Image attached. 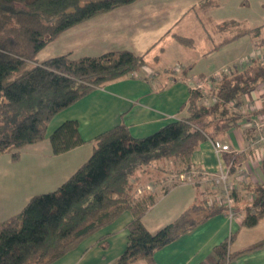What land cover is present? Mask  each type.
Segmentation results:
<instances>
[{"label":"trees","instance_id":"obj_1","mask_svg":"<svg viewBox=\"0 0 264 264\" xmlns=\"http://www.w3.org/2000/svg\"><path fill=\"white\" fill-rule=\"evenodd\" d=\"M135 1L0 0V155L12 153L18 160L20 149L46 138L48 125L61 111L147 64L144 56L128 50L77 59L70 54L38 59L64 32ZM211 3L206 0L194 9L211 7ZM217 26L226 36L217 48L252 37L257 38L255 48L264 49L261 27L235 20ZM173 37L182 45H194L191 38ZM239 68L214 82L215 103L201 106L200 92L192 89L184 115L151 135L136 138L120 124L97 136L91 157L57 190L33 196L18 215L0 223V264H55L126 211L134 217L128 226L127 246L114 264H157L158 250L225 213L226 206L198 199L173 222L151 232L143 217L155 204L156 194L144 198L141 189L134 191V178L161 159L178 157L191 164L204 141H219L241 125L242 119L229 106L264 84V59H253ZM195 122L203 123L204 130L195 127ZM50 143L56 155L82 145L78 122L59 125ZM261 167L264 174V161ZM245 189L255 198L244 210L242 226L253 228L264 219V180L248 183ZM234 239L233 234L216 245L209 263L203 264H230L264 247L263 239L234 252Z\"/></svg>","mask_w":264,"mask_h":264},{"label":"crops","instance_id":"obj_2","mask_svg":"<svg viewBox=\"0 0 264 264\" xmlns=\"http://www.w3.org/2000/svg\"><path fill=\"white\" fill-rule=\"evenodd\" d=\"M173 1L175 6L171 5L168 9L171 10L165 15H160L162 17L158 16L160 18H155V16L147 19L151 11L148 7L151 2L145 0H139L130 5L134 6L132 9L126 6L102 14L64 32L39 53V61H44L63 54H70L72 58L77 59L83 56H100L110 51L128 50L135 55L144 56L148 65H152L149 59L157 65L152 66L155 71L153 75L149 74L150 71L153 72L149 68L147 69L148 74L129 75L110 82L104 87L94 89L61 111L48 125L46 138L20 149L18 160L13 159L12 153L0 155V223L18 215L33 196L57 190L91 157L94 140L103 132L124 124L132 136L142 138L180 119L185 113L193 87L191 77L213 76L226 65L235 64L242 57L245 46L249 45L250 50L255 47L257 38L245 37L217 48V45L226 38L217 25L225 20H235L246 24V20L237 16L236 13L242 6L246 4L249 6L253 0H209L219 4L227 1L229 6L234 7V11L227 12L223 8L220 10L219 5L214 3L216 10L214 8L207 12L206 17L211 22L212 33L204 28V40L212 42L213 46L207 52H201L197 56L190 55L186 60L182 58L179 61L161 64L166 53V41L168 38L174 39L173 34L191 38L194 45L192 47L183 46L193 51L197 50L196 38L190 36L189 31L186 30L188 32L186 36L175 30L180 27L183 19L193 12L192 7L201 0H161L160 2H162L161 6L167 3L165 4L167 7L168 2L173 3ZM251 27L262 28L261 39L264 41V21L259 25H251ZM191 30L193 31V27ZM61 43L63 46L58 49L49 48L55 44L59 46ZM73 43L75 44L71 45ZM154 45L155 47L152 48ZM223 49H230L232 54L225 61L221 58L218 62L216 61L215 68H210L213 64L199 65L200 58L207 60V63L213 52ZM158 55L160 56L156 59ZM177 62L183 63L178 64ZM172 65H182L184 69L187 67L188 76L183 79L176 77L170 81L167 78L164 80L162 77L159 78ZM258 88L245 97L248 100L254 97ZM68 120L78 122L80 136L84 143L63 154L56 155L52 150L50 136L59 125ZM245 128L246 122L245 124L242 122L241 125L227 132L219 141L230 145L234 152L240 153L247 148L249 143V132L247 133ZM227 156L226 154L225 160ZM255 159L247 157L246 165L241 168L247 171L249 178L251 176L253 184L264 180L261 162ZM219 164L220 159L214 150L212 140L204 141L194 153L191 161L193 168L210 173H217ZM236 176L237 173L233 175V184L239 189V182L234 179ZM199 191L198 186L194 187L188 182L169 188L167 193L158 191L154 206L143 217L144 225L151 232H156L170 224L198 201ZM161 203H164L163 208L156 210ZM133 217L130 211L124 212L116 221L84 240L78 248L55 264H114L127 246L128 226ZM242 220L243 217L230 219L226 213L216 215L180 239L158 250L155 253V260L157 264L209 263L214 247L233 234L235 239L231 250L234 251L233 244L236 237L242 229H246L242 226ZM261 240L234 252L242 251ZM138 262L147 264L144 261ZM230 264H264V247L244 253Z\"/></svg>","mask_w":264,"mask_h":264},{"label":"rangeland","instance_id":"obj_3","mask_svg":"<svg viewBox=\"0 0 264 264\" xmlns=\"http://www.w3.org/2000/svg\"><path fill=\"white\" fill-rule=\"evenodd\" d=\"M138 1L139 0H137L135 2H138ZM145 1L151 2V4L148 6V7H150L149 9H151V11H149L150 13H148L147 19L154 18L155 16H156L155 18H160V17H162L160 15H165L167 12H169L171 10V9L168 10L171 5H172V7L175 6L174 1H173V3L168 2L167 7L165 5L167 3H164V5L161 6V3H162V2H160L161 0H145ZM204 1H206V0H201L197 4H202ZM250 1H252V0H250ZM211 2H212L211 4H213V6L208 7V8L205 7L206 9L205 8L194 9L197 4L194 5L191 9L193 12L190 13L185 19H183L180 27L175 30L177 33H180V34H183L186 36H188L187 31H189L190 36L196 38L197 50L193 51L189 47L181 45L179 42L175 41L174 39L168 38L166 41V43H167L166 44L167 45L166 53L163 57L164 61H162L161 64L164 62L168 63V62L179 61V60H182V58H184V60H186L187 58L190 57V55L195 54L197 56L201 52H207L213 46L212 42L210 43V42H207L204 40V37H205L204 28L206 30H208L209 33H212L211 22L208 20V17H206L207 12L214 9V8L216 10L217 7L214 6L215 4L219 5L218 8H220V10L223 8V10L224 11L226 10L227 12L229 10L234 11V9H233L234 7L232 8V6H229L228 5L229 2H227V1H223L224 3L221 2L220 4L217 2L215 3L213 1H211ZM134 3H132V4H134ZM132 4H129L126 6H130ZM126 6H124V7H126ZM226 6L229 8H225ZM133 7L134 6H130L131 9ZM118 9H120V8H118ZM263 11H264V0L260 1V2H256L255 0H253L249 6H248V4H246V5L242 6L241 8H239L236 15L241 17L242 19L246 20V25L251 27V25H259L262 23V21H264V18H263L264 12ZM137 13H139V11H137ZM158 16H160V17H158ZM260 16H262V17H260ZM192 27H193V31L191 30ZM56 44L52 45L49 48L52 50V49H58L59 47L63 46L62 43L59 46ZM74 44L75 43H73L71 45H74ZM174 46H175V49H174ZM153 47H155V45L152 46V48ZM178 49L180 51H178ZM157 52L159 53V49L157 50ZM231 54H232V52L230 49H223L219 52L218 51L213 52L211 54V57H209V61L207 63H206L207 60H203L201 58L198 60V62H199V65H202L204 63L205 64H213V67H210L211 69H213L216 66V65H214V63H216V61L218 62V60L220 58L225 61L227 58L230 57ZM159 56L160 55L156 56V59ZM46 57H48V56H46ZM49 57H51V56H49ZM259 57H261V59H264V49H259V48L254 47L253 49L250 50L249 45H247L244 47V49L242 51V57L239 58V60H237L236 62L234 61L235 64H231L229 66L226 65L225 68H222V69L218 70V73L217 72L215 73V74L220 73L221 76L213 77V76H215V74L213 76H208V75H206V76L197 75L195 77L190 76L191 77L190 81L193 83V87L194 86L197 87L198 85H202L201 90L197 89V91L200 92V94H201V99L199 100V103L201 104V106L207 107L210 104L215 103L217 101V98L214 95V82L222 80L224 73L230 74L231 72H234L235 68L237 69L239 67L241 68L242 66H246L247 64H250L251 60L258 59ZM149 61L152 65L146 64V65L142 66L140 69L134 71L131 75H137L140 73L148 74L147 69L150 68L151 70H153L152 66L157 65L156 63H154L152 61V59H149ZM181 63H183V62H179L178 64H181ZM152 73H155V71L153 70V72L152 71L149 72V74L153 75ZM187 76H188V68L187 67L184 69V67L182 65H172V67L166 69V71L163 73V75L159 76V78L162 77L163 80L165 78H167V80L170 81L171 79H174L176 77L177 78L180 77L183 79V78H186ZM259 91H264V85H261V84L259 85L258 91L256 93H254L255 94L254 97H251L249 100H248V98L244 97V99L242 98L241 100L234 101L229 106L231 112L235 116L240 117L242 119L241 123L244 122V124H245V122H246L247 129H245V130L247 133L249 132L248 131L249 130L248 129V127H249L248 122L251 124L252 119L255 117V114L257 113V108L255 106L257 104H260L261 102L264 103V95L261 96L259 94ZM243 100H245V101H243ZM195 124H196L195 127L199 128L202 131L204 130L203 129V126H204L203 123H199V122L196 123L195 122ZM248 139H250L249 136H248ZM247 157H249V156L246 153H243V154H239V155H228L227 159L229 161L230 160L234 161V164L236 167L235 173H237L238 169L241 170V168H244V166L246 165ZM241 164H243V165H241ZM189 178H191L195 182L194 184H192V183H190V184H192L194 187L198 186L200 188L199 201L205 202L206 204H207V201L209 204H213V203L219 204L218 201L222 200V192H221L220 188L216 187L215 183L213 181H211L210 179H208L203 174V171L193 168L191 164L184 161V159L178 158V157L161 159L159 161L152 163V165L146 167L145 171H139L134 178V184H135L134 185V191H135V189L137 190L138 188L141 189L142 190V196L144 198H146L150 194H157L158 191H163L164 189L175 187L179 184H183L186 182L189 183V181H190V180H188ZM260 178L262 180L261 175H260ZM252 182H253V180L251 179V176H250V178L247 179L246 183L245 182L242 184L239 183V189H237L236 186H234V188H235L234 189V195L236 194L235 195L236 201H235L234 206H235V209L237 210L238 214L245 215L244 210L247 206V203H249L248 197L251 194L249 191L245 190V188H246V185L248 183H252ZM148 186L150 188H147ZM143 197H141V198H143ZM163 206H164V203H161L156 210L162 209ZM263 238H264V220L256 228H253V229H247V228L245 229L244 228V229H242L240 231V233L238 234V236L236 237V241L233 244V250L234 251L240 250L243 247H245L251 243H254L258 240H261ZM242 258H244V257H242ZM137 264H145V263L137 262Z\"/></svg>","mask_w":264,"mask_h":264},{"label":"built area","instance_id":"obj_4","mask_svg":"<svg viewBox=\"0 0 264 264\" xmlns=\"http://www.w3.org/2000/svg\"><path fill=\"white\" fill-rule=\"evenodd\" d=\"M218 73V72H217ZM221 74H215L213 77H219ZM192 89H202V85L194 86ZM259 94L264 95V91H259ZM252 106V105H251ZM257 108V113L255 117L252 119L251 124L248 122L249 127V143L247 148H245L240 153H246L250 158L260 160V162L264 161V103L257 104L255 106ZM247 129V127L245 128ZM252 132H251V131ZM214 150L220 159L219 171L217 173L203 172V174L213 181L216 187L220 188L222 192V200L218 201L219 205H223L227 207L226 214L230 219H234L236 217H244L243 214H238L235 209V196H234V184H233V175L236 171V167L233 160H225V155H238L240 153H236L231 149L230 145L222 144L220 141H212ZM255 159V160H256ZM237 171V176L234 178L239 183H246L249 175L246 170ZM189 183L194 184L195 182L189 178ZM255 196L250 194L248 197V204H252Z\"/></svg>","mask_w":264,"mask_h":264}]
</instances>
